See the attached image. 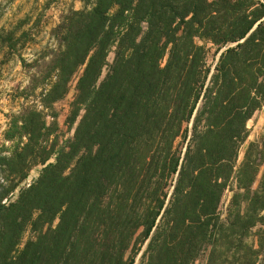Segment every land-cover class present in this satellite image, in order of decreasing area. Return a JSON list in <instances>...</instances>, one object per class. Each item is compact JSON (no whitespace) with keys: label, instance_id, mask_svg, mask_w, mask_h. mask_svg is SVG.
Segmentation results:
<instances>
[{"label":"trees","instance_id":"trees-1","mask_svg":"<svg viewBox=\"0 0 264 264\" xmlns=\"http://www.w3.org/2000/svg\"><path fill=\"white\" fill-rule=\"evenodd\" d=\"M81 2L48 61L23 60L48 113L24 106L0 147V264H259L264 136L238 160L264 106V0Z\"/></svg>","mask_w":264,"mask_h":264},{"label":"rangeland","instance_id":"rangeland-1","mask_svg":"<svg viewBox=\"0 0 264 264\" xmlns=\"http://www.w3.org/2000/svg\"><path fill=\"white\" fill-rule=\"evenodd\" d=\"M82 9H84V4L81 0H0V35L15 34V40L4 42L5 44L2 42L4 39L0 37V147L4 146L7 149L13 147V144L5 141L4 135L9 129L10 122L19 115L24 106L36 105L39 110L45 114L48 113L40 104L42 90L38 89L33 94L26 90L29 86L32 69L24 66L23 60L28 65L35 61H41V64L42 61H48L51 51L58 45L53 33L59 25L61 17L70 10ZM112 59L113 56H110V61ZM216 62L217 60L214 61V57L211 55L208 61L209 65L213 64L214 68ZM80 75L79 73L73 78L68 95L54 106L59 126L57 135L61 140L71 139L74 136L76 125L71 128L69 116L77 93L76 87ZM47 122L50 125L53 119L47 117ZM248 129L249 138L241 148L238 166L242 164L249 145L260 142L264 136V106L248 122ZM41 169L42 167L33 169L27 183H31L33 179L37 178ZM263 172L264 168L261 169L254 188L258 187ZM232 197L233 192L227 190L220 208L222 219L226 218ZM260 228L262 227L254 229L253 236L250 238L257 248H259V238L256 234ZM31 237L32 234L28 232L24 242H27ZM206 256L203 255L200 262L196 264H204ZM259 264H264V250Z\"/></svg>","mask_w":264,"mask_h":264},{"label":"water","instance_id":"water-1","mask_svg":"<svg viewBox=\"0 0 264 264\" xmlns=\"http://www.w3.org/2000/svg\"><path fill=\"white\" fill-rule=\"evenodd\" d=\"M220 55H221V53H220Z\"/></svg>","mask_w":264,"mask_h":264}]
</instances>
